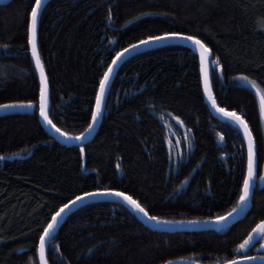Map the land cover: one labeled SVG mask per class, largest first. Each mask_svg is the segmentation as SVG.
I'll list each match as a JSON object with an SVG mask.
<instances>
[{
	"label": "trees",
	"instance_id": "1",
	"mask_svg": "<svg viewBox=\"0 0 264 264\" xmlns=\"http://www.w3.org/2000/svg\"><path fill=\"white\" fill-rule=\"evenodd\" d=\"M31 3L0 6V104L35 101L31 115L0 118V264H39L36 245L51 213L97 187L126 191L151 215L171 222L206 221L237 207L245 142L234 125L209 111L199 60L190 48L159 47L121 64L99 127L84 145L83 165L80 147L50 137L38 118L39 82L27 43ZM161 31L195 34L208 45L213 95L220 108L245 116L262 167L264 124L256 89L236 77L243 73L264 91V0H49L38 20L37 48L49 80L53 124L72 137L84 132L99 78L115 54ZM260 219L264 189L258 185L246 216L222 231H158L123 204L99 201L63 220L46 259L223 264Z\"/></svg>",
	"mask_w": 264,
	"mask_h": 264
},
{
	"label": "snow or ice",
	"instance_id": "2",
	"mask_svg": "<svg viewBox=\"0 0 264 264\" xmlns=\"http://www.w3.org/2000/svg\"><path fill=\"white\" fill-rule=\"evenodd\" d=\"M42 0H34V3L30 5V12L28 13V19L26 21V35H27V43L31 47L32 58L35 62V70L39 74V111L40 116L44 119V121L51 125L52 128L55 129L56 132L61 133L64 137L72 138V134L66 131H62L60 128L56 127L53 124L52 119L48 114V103L50 96V88H49V80L45 71L44 62L41 59L40 53L37 48V25L39 13L41 11ZM141 15H147V13H142ZM109 18H111V14H109ZM168 40H186L192 43L193 47L197 50L200 57V65H201V73L203 78V94L207 97V99L211 102L213 108L217 109L219 112L223 113L226 117L231 120L233 124L237 126V132L243 133V140L247 143V166L246 172L242 173V182L239 184V199L238 206L247 201L250 195V190L252 188V182L254 175L259 171V176L261 180H264V168H261L258 159H257V150H256V142L253 136L252 129L249 126L248 121L245 119L244 115H241L239 112L233 110L228 111L226 108H220L215 96L212 91V84L209 78L208 72V61L210 59V48L208 45L199 38L198 35L188 34L184 31H161L158 35H148L145 36L143 40L136 41V44L128 45V48H134L137 45H144L155 43L159 41H168ZM5 48L8 45H4ZM127 49H121V51L117 52L115 56L112 58V63L107 65L106 70L100 76L98 81V87L95 90V102L94 105L90 108V120L88 122L87 127L84 129V132L80 133L75 137L77 140H81L82 137L86 133H89L97 120L102 115V110L104 103L107 98L109 80L113 73V69L117 63V59L121 57L122 53H126ZM216 67L219 68V60L215 61ZM236 79L247 81L253 89H256V96L259 98V113L260 118L264 120V91H262L256 84L254 80H250V78L243 73L237 74ZM35 104L34 100H14L7 104H0V108H13V107H33ZM176 120H180V117L177 116ZM181 123H183L181 121ZM221 138H223V133L219 134ZM80 157H81V165H83V159L85 156V148L83 143L80 145ZM119 167V165H117ZM187 179V178H186ZM117 196L123 199L124 203L131 206L135 211L142 213L148 220L156 221L157 223H171V221L164 220L163 217L157 215H151L148 209L145 206H142L136 199H133L131 195H129L126 191H118L114 188H94L89 192H81L79 195H75L72 199H69L67 203H62L56 209V211L51 213V218L47 221V223L43 226L42 231L40 232L38 243L36 245V251L39 253V261L40 264H48V260L45 258L46 244L48 242L49 237L52 235L54 229H56L62 215L69 208V206L78 203L79 201L92 196ZM237 208H233L232 211L224 213V215H210L205 219L210 222H215L217 224H223L226 218H229L232 213H235ZM255 237H260V240H264V219L258 220L255 225L247 232V235L243 237L237 244H235V254L229 258L225 256L223 259V264H238V262L250 261L257 259V257L249 256L244 253V250H251L252 245L255 243L258 247L264 248V243H261L260 240H255ZM2 239V237H0ZM161 264H172L171 260L164 259L161 261ZM197 264L199 262L197 261Z\"/></svg>",
	"mask_w": 264,
	"mask_h": 264
},
{
	"label": "water",
	"instance_id": "3",
	"mask_svg": "<svg viewBox=\"0 0 264 264\" xmlns=\"http://www.w3.org/2000/svg\"><path fill=\"white\" fill-rule=\"evenodd\" d=\"M48 1L49 0H42L41 11ZM9 2H11V0H0V6L5 5ZM41 11L39 13V17H40ZM38 20H39V18H38ZM168 45H180V46L190 48L191 51L197 55L198 60H199V68H200L201 82H202V88H203V78H202V73H201L199 53L193 47L192 43L189 41H186V40L159 41V42L150 43V44L137 45L134 48H127V52L122 53L121 57H119L117 59V63L113 69V73H112L110 80H109V86H110V83H111L113 77L116 74V71L118 70V68L121 66V64L124 61H126L127 59H129L132 56L137 55L141 52L148 51V50L155 49V48H159V47L168 46ZM29 52H30V56H31L34 68H35V62L32 58L30 45H29ZM209 55H210V59L208 61V72H209V78H210L211 53ZM35 72H36V70H35ZM36 75H37L38 82H39V74L37 72H36ZM109 86H108V88H109ZM204 99H205V102L209 108V111L211 112V114L216 119L221 120V121L230 122L232 125H234L237 128V126L235 124H233L231 122V120H229L228 117H226L223 113L219 112L217 109L212 107L211 102L207 99L206 96H204ZM257 103H258V109H259V98L258 97H257ZM33 108L34 107H31V108H29V107H13V108H6V109L0 108V118L5 117V116H14V115H31L33 112ZM102 113H103V110H102ZM101 117H102V115H101ZM101 117L97 120L93 129L89 133H86L84 135V137H82L81 140H77V139H75V137H72V138L64 137L63 135H61V133L56 132L55 129L52 128L51 125L47 124L44 121V119L40 116L39 97H38V118H39V122H40L41 127L45 130V132L50 137H52L54 140H56V142H58L64 146L80 147L81 143H83V146L85 144H87L93 138L94 134L96 133V131L99 127L100 121H101ZM262 122H263L262 124H264V120H262ZM240 133L243 137V133L242 132H240ZM244 142H245L246 152H247V143H246V141H244ZM262 168H264V162L262 164ZM256 185H258L259 190L264 189V180H261L260 176L257 177V174L254 175V177H253L252 188L250 190V195H249L248 200L241 203L239 206L237 205V207H236L237 211L235 213H232L229 218H226L225 222L222 225L217 224L215 222H210L208 220H206V221H190V222L157 223L156 221L148 220L142 213L135 211L131 206L124 203L123 199L120 197H117L114 195H112V196L103 195V196L87 197V198L79 201L78 203L69 206V208L65 211V213L62 215L56 229H54L52 235L49 237L48 242L46 244V249H47V246H48L50 239L54 236L58 227L61 225V223L63 222V220L66 217H68L71 213H73L75 210H77L78 208H80L84 205L94 203V202H99V201H116V202L123 204L129 211L134 213L137 216V218L145 226H147L150 229H154V230H158V231H169V232L205 231V230L222 231V230H225V229L231 227L236 222H239L240 220H242L246 216V214L248 213V211L250 210V207H251V198L253 196V193L255 192ZM254 239L260 240V237H255ZM260 242H261V240H260ZM261 243H264V240ZM256 246H257V244L254 243L252 245L251 249H253ZM247 252H248V250H244L245 254ZM252 256L257 257V259L250 260V261L238 262V264H264V248L258 247L256 250V254L252 255ZM45 258H46V251H45ZM38 262L40 264L39 253H38ZM172 264H195V263L188 262V261H173Z\"/></svg>",
	"mask_w": 264,
	"mask_h": 264
},
{
	"label": "rangeland",
	"instance_id": "4",
	"mask_svg": "<svg viewBox=\"0 0 264 264\" xmlns=\"http://www.w3.org/2000/svg\"><path fill=\"white\" fill-rule=\"evenodd\" d=\"M181 127H183L182 125H181ZM264 162V161H263ZM262 168V167H261Z\"/></svg>",
	"mask_w": 264,
	"mask_h": 264
}]
</instances>
